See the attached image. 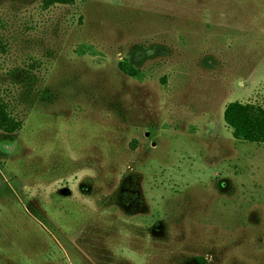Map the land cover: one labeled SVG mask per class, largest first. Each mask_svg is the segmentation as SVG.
Instances as JSON below:
<instances>
[{
    "label": "rangeland",
    "instance_id": "1",
    "mask_svg": "<svg viewBox=\"0 0 264 264\" xmlns=\"http://www.w3.org/2000/svg\"><path fill=\"white\" fill-rule=\"evenodd\" d=\"M0 38V264H264V145L224 120L264 106V0H0Z\"/></svg>",
    "mask_w": 264,
    "mask_h": 264
},
{
    "label": "trees",
    "instance_id": "2",
    "mask_svg": "<svg viewBox=\"0 0 264 264\" xmlns=\"http://www.w3.org/2000/svg\"><path fill=\"white\" fill-rule=\"evenodd\" d=\"M74 5L75 0H43V6ZM7 50L5 42L0 38V56ZM86 53V51H82ZM124 73L132 77H142V71L129 62H120ZM225 123L232 129L233 137L240 141L264 145V106L253 102H230L224 111ZM23 120L11 110L10 103L0 95V130L15 133L22 129Z\"/></svg>",
    "mask_w": 264,
    "mask_h": 264
}]
</instances>
